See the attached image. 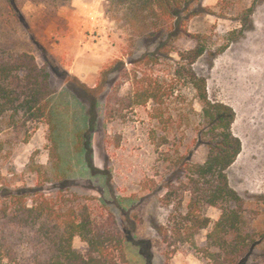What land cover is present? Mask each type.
I'll return each instance as SVG.
<instances>
[{
  "label": "rangeland",
  "instance_id": "rangeland-1",
  "mask_svg": "<svg viewBox=\"0 0 264 264\" xmlns=\"http://www.w3.org/2000/svg\"><path fill=\"white\" fill-rule=\"evenodd\" d=\"M202 2L206 12L183 15L190 35L176 40L178 52L157 65L137 67L132 62L155 51L168 33L138 36L117 18L119 11L110 10L109 0H72L58 6L25 0L22 17L0 0V58L34 55L51 73L54 111L50 122L33 115L28 106L3 114L0 193L42 187L56 207L65 212L74 208L79 217V209L86 207L94 224L112 230L113 214L123 241L109 243L106 254L117 264H215L217 250L209 245L208 235L222 210L206 206L198 211L211 221L191 236L182 219L190 193L182 195L179 187L181 180L188 183L180 168L182 159L203 163L208 153L205 145L197 144L203 104L188 76L189 62H178L180 53L191 49L195 36H200L207 49L192 68L206 78L213 101L235 110L232 129L242 141L227 174L245 201L242 226L255 244L240 264H264V0ZM178 67H185V75L175 74ZM111 68L118 72L113 70L102 89L94 92ZM136 68L161 85L160 117H153L150 102L107 119L108 94L118 90L127 95ZM24 93L23 97L32 96L29 88ZM94 119L92 171L76 137ZM53 139L61 156L59 170L51 154ZM171 179L178 189L169 195L165 186ZM73 246L87 251L80 235Z\"/></svg>",
  "mask_w": 264,
  "mask_h": 264
},
{
  "label": "trees",
  "instance_id": "trees-1",
  "mask_svg": "<svg viewBox=\"0 0 264 264\" xmlns=\"http://www.w3.org/2000/svg\"><path fill=\"white\" fill-rule=\"evenodd\" d=\"M5 1L11 13L23 16L25 0ZM32 1L58 6L72 0ZM109 7L111 11H119L117 18L124 24L131 25L140 37H154L162 31L168 33V37L155 51L132 62L137 67L157 65L162 59L172 57L173 52H178L175 42L180 35H190L184 27L183 15L187 13L189 16H196L206 12L202 0H109ZM252 11L253 8L250 9ZM195 37L196 44L191 49L179 52L181 57L178 62H189L188 76L203 104V121L198 129L197 144L205 145L208 153L203 163L185 157L182 159L180 168L188 178V183L181 180L179 187L182 195L187 191L190 193V200L185 214L181 216L189 226L191 236H194L207 228L211 221L198 214V211L201 212L206 206L221 208V218L208 235L209 245L217 250L213 255L215 264H240L255 244L249 241V235L242 226L245 201L231 186L227 174L241 153L242 141L232 129L236 120L235 110L227 104L213 101L208 94L206 78L198 75L192 68L207 49L198 40L200 36ZM113 70L111 68L104 73L102 82L94 92L102 89ZM139 71L138 68L134 69L132 89L127 95H119L118 90H112L108 94L105 105L107 119L121 117L125 110L150 102L154 105L153 117H160L163 99L161 85L148 72ZM175 74L185 75V67H178ZM124 76L130 79L131 73L126 71ZM50 77L48 69L39 66L35 56L30 53L1 57L0 121L4 113L10 110L17 112L19 105L28 106L36 117L42 116L49 122L54 121L50 102L53 94ZM26 88L30 89L32 96L23 97ZM97 115L95 112L94 118ZM94 121L95 119L91 120L89 126L78 132L76 137L77 144H81L79 149L86 150V161L91 170L95 166L91 160L93 149L90 141L95 133ZM53 141L51 154L55 160L54 169L59 170L61 156L57 141ZM165 187L169 195L178 189L172 179ZM78 213L81 214L80 217L75 216L74 208L65 212L62 207H56L42 187H20L0 193V264H117L106 254L109 243L113 240L120 243L123 241L113 214L110 216L113 230H110L105 224H94L86 207H81ZM78 235L87 243L86 253L73 246Z\"/></svg>",
  "mask_w": 264,
  "mask_h": 264
}]
</instances>
